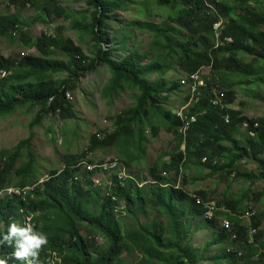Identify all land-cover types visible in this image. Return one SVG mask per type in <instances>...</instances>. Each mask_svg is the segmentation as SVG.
Here are the masks:
<instances>
[{
    "label": "trees",
    "instance_id": "obj_1",
    "mask_svg": "<svg viewBox=\"0 0 264 264\" xmlns=\"http://www.w3.org/2000/svg\"><path fill=\"white\" fill-rule=\"evenodd\" d=\"M7 1L17 7H34V19L45 24L52 16L70 21L79 40L83 42L90 36L94 46L93 56L89 57L79 44L63 34L44 32L33 37L28 20L18 14L0 15V38L38 52L37 56L17 60L0 56V72H8L0 78L1 118L18 110L38 108L28 125L30 132L40 127L47 116L75 119L68 92L103 66L112 74L102 90L104 99L114 100L125 88L138 93L134 106L115 116L112 132L103 137L93 134L81 154L65 156L64 167L51 170L43 183L38 184L41 177L36 168L38 157L32 152V132L9 151H0V191L11 186L23 189L36 185L24 197L0 199V232H6L10 221L20 224L30 216L33 228L47 237L35 264H207V260L215 264H264V229H259L254 241L248 242V226L241 225L238 217V211L246 210L244 203L253 202L252 190H244L234 201L224 198L218 203L237 213L232 217L238 234L234 251H227L223 245L215 253L206 254L213 245L225 243L227 232L220 229L218 220L207 221L215 229V237L202 248H194L191 238L196 232L192 227L204 215L197 197L211 199L201 191L196 197L190 196L178 186L185 169L191 166L210 171L200 179L227 172L234 179L264 180V117L254 120L240 110L209 103L217 84L222 86L223 100L228 104L234 103L237 85L264 84V4L262 7L260 0H214L217 10L208 8V0H155L156 8L167 10L161 13L163 20L128 22L116 28L110 38L109 27L120 23V13L127 12L130 6L127 0H87L89 8L76 13L56 5L63 0ZM145 9L141 10V17L146 15ZM220 20L216 35L214 24ZM135 30L151 34L148 49L140 51L129 45ZM112 40L116 45H108ZM58 54L66 59H56ZM243 56H249L251 61ZM177 66L180 73L186 74L210 66L211 79L216 82L213 86L210 76L205 75L208 87L188 107V120L196 114L195 120L188 123L164 106L169 99L164 94L169 84L175 91L181 86L179 78L171 82L163 79ZM58 75L66 77L56 78ZM151 77H155L153 82ZM188 100L186 93L181 104ZM162 130L173 135L170 151L159 156L146 175L130 174V169L146 158L149 138H157ZM110 147L118 149L129 175L119 179L117 173H112L107 184L95 185V172L86 168L95 163L83 160L92 152ZM245 158L258 164V174L235 169ZM76 175L82 179H75ZM152 214L156 216L151 219ZM263 219L264 211L252 219V226L259 227ZM83 228L100 234L107 246H89ZM7 246L0 244V259L6 264H22L8 258L13 248ZM238 250L243 251L242 255L237 254ZM124 252L130 256L129 262L122 257Z\"/></svg>",
    "mask_w": 264,
    "mask_h": 264
},
{
    "label": "rangeland",
    "instance_id": "obj_2",
    "mask_svg": "<svg viewBox=\"0 0 264 264\" xmlns=\"http://www.w3.org/2000/svg\"><path fill=\"white\" fill-rule=\"evenodd\" d=\"M42 2L44 0H41ZM130 2L128 11L125 13H120V18L118 19L120 23H113L110 25L109 36L111 38L114 30L116 28H121L126 23H130L134 20L141 21H151L160 22L164 17L161 13H166L167 10H162L156 8L155 0H127ZM261 1V6L263 7L264 0ZM208 8H215V1H209ZM252 5L253 1L250 2ZM57 6L62 7L65 10H70V12L76 13L89 8L87 0H63L56 3ZM54 3L50 2V7H53ZM146 8V9H145ZM221 8V6H220ZM146 11L145 16H140L141 10ZM264 10V8H263ZM18 14L22 20H28L29 23V33L33 37H39L44 32L48 34H63L67 38L79 44L82 48L84 54L92 57V50L94 43L90 40V36H87L83 42L79 40V36L72 29L70 21L64 20V18H56L54 16L48 18L49 24H45L39 20L34 19L37 15V11L32 6H15L10 4L7 0H0V15H11ZM221 17L224 20V15ZM222 20H220L221 22ZM216 35L219 34L220 26L215 27ZM261 28H264L263 26ZM152 37L147 31H134V38L130 40V46H136L140 51L149 48ZM108 45H116L112 40ZM107 46V45H106ZM29 50L24 49L20 46L19 42L11 43L6 38H0V56L9 59L17 60L21 57V53H27ZM34 55H38L36 49H32ZM121 54V53H120ZM117 57V56H115ZM56 59L65 60V56L58 54L55 56ZM244 60L251 61L249 56H243ZM176 71L169 70L168 73L163 77L166 82H171V79H183L187 76L186 73H180L178 66ZM203 75L210 76V66H204L201 68ZM177 70L179 72H177ZM111 72L107 66L100 67L93 74L87 75L82 78L77 86V88L70 90L68 92V100L73 104V111L76 114L75 119L64 120L60 115L55 117L47 116L40 127L34 128L31 132L32 137V152L38 157L36 159V168L38 175L43 178L51 170L57 168H63L65 163L63 159L67 155H79L81 154L89 145L91 136L93 134L103 137L105 134L110 133L114 130V120L115 116L121 114L124 111L129 110L135 104V98L138 91L135 89L125 88L118 96L112 100L108 101L102 97V90L111 79ZM66 75H58L56 78H65ZM155 77H151L150 81L153 82ZM212 81L213 86L216 82ZM221 85L217 84L218 90H221ZM173 84L170 83L167 90L164 92L169 99L164 103L166 109H171L173 114L179 111H183L181 106V101L185 97L186 88L185 84H181L179 91L172 90ZM234 103L229 104L230 108L234 110H240L248 117L257 120L260 117H264V84L250 83V84H240L235 87ZM38 108L28 111L27 109L18 110L13 115L8 117H0V151L10 150L12 147L17 146V144L31 134L28 125L34 119ZM149 138L150 135L148 134ZM173 140V135L167 131L162 130L159 137L149 138L147 146L146 158L140 162L137 166L130 169V174H143L146 175L147 169L153 166L158 157L163 153L166 154L170 151V144ZM15 154V153H14ZM112 157H120L118 155V149L116 147H110L108 149L97 150L88 154V156L83 161H94L98 164L101 161H106ZM263 157V155L261 156ZM25 159V158H24ZM168 157H165L167 160ZM220 161V160H219ZM223 161V159H222ZM20 165V161L16 162V166ZM97 169V165L94 166ZM236 170L241 172H255L259 173V166L252 159L245 158V160L240 161L236 165ZM200 169H197V171ZM196 168L190 167V171L186 175H182L179 179L178 186L185 189V186L192 182L193 188L195 189H185L186 192L191 194H197L200 191H193L199 188H208V190H202L205 192L213 201L217 203L224 201V198H228L229 201H234L238 199V196L244 190H252V201L249 205L253 207L248 210H256L257 212L264 211V180H254L248 181L243 179H234L232 174H227L224 172L219 176L216 175L212 178L193 181V177L197 174L194 172ZM207 171V170H204ZM128 173V171H126ZM98 180L107 182L111 177V173L107 176L100 173ZM129 174V173H128ZM124 177V174H121ZM174 185L176 183L174 182ZM202 197V196H201ZM221 214V213H219ZM156 215L152 214L151 219ZM143 220H146V216H142ZM196 219L195 226L192 229L196 232L191 238V242L194 248H202L206 241L213 238L215 229L209 227L205 219ZM198 227V229H196ZM82 232L87 239V244L92 246L93 244L100 245L101 247H106L107 243L102 237H93L97 233H89L84 228ZM223 247V244H216L211 247V249L206 252L215 253ZM122 257L129 262L130 256L124 252ZM209 264H215L213 260H208ZM53 264V263H52Z\"/></svg>",
    "mask_w": 264,
    "mask_h": 264
},
{
    "label": "clouds",
    "instance_id": "obj_3",
    "mask_svg": "<svg viewBox=\"0 0 264 264\" xmlns=\"http://www.w3.org/2000/svg\"><path fill=\"white\" fill-rule=\"evenodd\" d=\"M218 22L221 24L220 21H218ZM220 24H219V26H220ZM181 84H182V82H181ZM185 88H186V86H185ZM186 93H188V90H186ZM186 93H185V95H186ZM189 98H190V96H189ZM188 101L185 104H183L181 106V108L184 107V106H186V104L188 103ZM209 103H210V101H209ZM224 103H225V107H222L220 105H212V104L211 105L212 106H217V107H222V108H227V107L230 108V105L227 102L224 101ZM191 105L189 104V105H187L183 109L184 110V113H185V115H183V116H186V111H187L188 107L191 106ZM174 115H176V114H174ZM193 115L196 118V114H193ZM180 117L183 119V121L186 122L187 118H184L182 116H180ZM229 117H230L229 115L226 116V121L227 122L230 120ZM244 127L247 128L248 127V124H245ZM185 128H186V125H184L181 129L182 130H185ZM183 147H185V146L183 145ZM112 158H117L119 160V163L120 164L116 168L109 169V170H105V171H103V169H101L99 167H97V169H99L100 171H98L95 168H94L93 171H89L87 169L89 172H95V176L93 177V181H94L95 185H101V184H107L108 183V181L107 182H104V181L98 180L99 176H101L100 173H102L105 176H107L106 174H108V173H106V172L107 171H111L110 172L111 174L112 173H117L119 179L127 178V176L129 175L128 174L129 172L126 173V171H128V169H126V167L124 166V163L121 161V159H119L120 157H112ZM109 159H111V158H109ZM99 164H102V163L93 164V165L95 166V165H99ZM86 168H87V166H86ZM122 173L124 174V177L121 176ZM77 178L78 179H82V176L76 175L75 179H77ZM48 179H49V176H48V174H46L43 178H41L39 180V183L38 184L43 183L44 181H47ZM35 186L36 185L26 187V188H29L27 194H30L32 192V190L35 188ZM11 187H13V186H11ZM14 188H16V187H14ZM26 188H23V189H26ZM13 196L24 197L23 194L22 195H13ZM190 196L196 197V194H191ZM7 198H10V197L0 198V199H7ZM198 198H201L205 202H207V201L208 202L213 201V200H209V199L208 200H205V199H203L202 197H199V196L197 197V199ZM214 202H216V201H214ZM197 204L200 205L198 203V201H197ZM200 206H202V205H200ZM218 206L221 209L224 208L225 210H228V212H226V211L225 212L224 211H219V212H217V216L214 219H207V218H205V212H204V215L202 216V219H205L206 221L218 220L219 221V224H220L219 225L220 229H222L225 232H227V240L225 241V243H222V244L226 246V250L227 251H234L233 243L236 240H238V234L234 231V226H235V223L234 222H235V220L232 217L237 216V213H235L232 210H229L226 207H220L219 204H218ZM254 211H256V210H254ZM219 213H221V214H219ZM245 214H246V211L244 213L239 214L238 217H239V219L241 221V223H240L241 225H244L246 227L248 226V242H253L254 241V237L258 233L259 229H264V227H262V223L264 222V219L261 221V224H260L259 229L257 230V232L255 234H253L252 236H250L249 235V227H253L252 224H251V221H252V219L254 217L251 218L250 220H248V219H246V218L243 217ZM256 215H258V212L257 211H256ZM225 218H229V219H231L233 221V229H232V231L235 232L236 238H233L231 236L230 232L223 227L222 221ZM245 220H247V222H248L247 224L244 223ZM33 227H34V223L32 222L31 217L30 216H27L24 219V221H22L20 224L17 223L16 221H14V220L13 221H10L9 224H8V226H7L6 232H0V244H8L7 247H9L11 245L12 248H13L12 253L10 255H7L10 260H13V258H14L15 260L21 261L22 264H35V261H36L37 255H38V251H39V249L41 248L42 245H44V244L47 243V237H46V234L44 232L39 231V230H35ZM99 235L100 234L97 233V234L93 235V237L98 238ZM102 239H103V237H102ZM238 251H240L241 253L238 254ZM238 251H237V254L239 256L242 255V252L243 251L242 250H238ZM262 253L264 255V249H262ZM0 264H6V260L0 259ZM207 264H209L208 263V260H207Z\"/></svg>",
    "mask_w": 264,
    "mask_h": 264
},
{
    "label": "built area",
    "instance_id": "obj_4",
    "mask_svg": "<svg viewBox=\"0 0 264 264\" xmlns=\"http://www.w3.org/2000/svg\"><path fill=\"white\" fill-rule=\"evenodd\" d=\"M219 24H220L219 22L215 23V27L219 26ZM32 49H35V48H32ZM32 49H29V51L27 53L22 52L21 57L34 55L32 53ZM7 74H8V72L6 70L1 71L0 72V78L5 77ZM186 75L187 76H184L183 79L181 80V82L183 84H185V86L188 90L189 96H190L189 101L186 104V106H187L189 104L191 105L193 102L194 103L197 102L200 99V97L202 96V89L208 87V83L206 81L205 75H203V73H202L201 68L197 71H194V72L186 74ZM213 93H214V96L209 98L210 104L220 105L222 107H225V103L223 100L224 92H221V90H218L217 86H214L213 87ZM67 97H69V94H67ZM186 106H184L182 108L184 109ZM177 114L184 117V118H187L186 116H183V115H185L184 110L177 112L176 115ZM193 120H195L194 115L191 116V118L189 120L187 119L186 122L188 123V121H193ZM251 135L255 136V132L252 131ZM119 164L120 163H119V160L117 158H111V159L106 160L104 163L97 165V167H99V168L103 169V171H105V170L116 168L117 166H119ZM87 169L89 171H93L94 165H87ZM28 190H29V188L22 190L19 188L8 187V188L0 191V198L11 197L13 195H22V194L25 196L27 194ZM197 201L200 205L203 206L204 212H205V218H207V219L216 218L217 212H219V211L228 212V210H225L224 208L223 209L219 208L218 204L214 201L205 202L201 198H198ZM255 216H256V211L248 210V211H246V214L243 217L250 220L251 218H253ZM222 225L225 229H227L230 232V234L233 238H236L235 232L232 231L233 221L231 219H229V218L223 219ZM258 229H259V227H249V235L252 236L253 234H255L257 232ZM240 253L241 252L238 251V254H240Z\"/></svg>",
    "mask_w": 264,
    "mask_h": 264
},
{
    "label": "crops",
    "instance_id": "obj_5",
    "mask_svg": "<svg viewBox=\"0 0 264 264\" xmlns=\"http://www.w3.org/2000/svg\"><path fill=\"white\" fill-rule=\"evenodd\" d=\"M161 133V132H160ZM160 133H159V135H160ZM159 137V136H158ZM182 147H183V145H182ZM168 160V159H167ZM188 171H190V168L189 167H187L186 169H185V173L187 174V172ZM196 174H197V172H198V174L196 175V176H194L193 177V181H198V180H203V179H200V178H202L203 176H205L207 173H210V171L209 170H207V171H204V170H198L197 171V169H196V171H194ZM185 174V175H186ZM193 185L194 184H192V182H189V184H187L186 186H185V189H195V188H193ZM202 190H208L209 191V189L208 188H199V189H196V190H193V191H202ZM205 193V192H204ZM210 198H212V196L210 197ZM249 205V203L248 202H245L244 203V207L246 208V210L245 211H248V207H249V209L250 208H252L253 207V205L252 206H248ZM248 206V207H247ZM241 211H243V210H241ZM241 211H238V214H241V213H239V212H241ZM262 212V211H261ZM259 213V212H258ZM245 224H247L248 222H247V220H245V222H244ZM262 227H264V222L262 223ZM213 237H215V236H213Z\"/></svg>",
    "mask_w": 264,
    "mask_h": 264
},
{
    "label": "bare ground",
    "instance_id": "obj_6",
    "mask_svg": "<svg viewBox=\"0 0 264 264\" xmlns=\"http://www.w3.org/2000/svg\"><path fill=\"white\" fill-rule=\"evenodd\" d=\"M92 143V142H91Z\"/></svg>",
    "mask_w": 264,
    "mask_h": 264
}]
</instances>
